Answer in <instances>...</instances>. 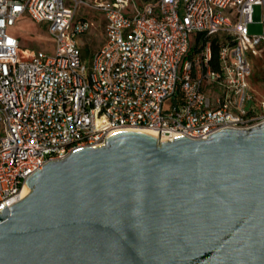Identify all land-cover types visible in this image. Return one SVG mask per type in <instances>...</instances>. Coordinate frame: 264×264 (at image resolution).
I'll return each mask as SVG.
<instances>
[{
	"label": "built area",
	"instance_id": "1",
	"mask_svg": "<svg viewBox=\"0 0 264 264\" xmlns=\"http://www.w3.org/2000/svg\"><path fill=\"white\" fill-rule=\"evenodd\" d=\"M255 5L264 24V0H0V212L38 169L114 132L205 139L264 123L250 83L251 56L264 51V32H250ZM81 6L104 13L106 38L90 60L78 36L95 19L78 16ZM25 13L47 25L53 54L10 33Z\"/></svg>",
	"mask_w": 264,
	"mask_h": 264
},
{
	"label": "water",
	"instance_id": "2",
	"mask_svg": "<svg viewBox=\"0 0 264 264\" xmlns=\"http://www.w3.org/2000/svg\"><path fill=\"white\" fill-rule=\"evenodd\" d=\"M0 212V264H264V123L73 150Z\"/></svg>",
	"mask_w": 264,
	"mask_h": 264
},
{
	"label": "rangeland",
	"instance_id": "3",
	"mask_svg": "<svg viewBox=\"0 0 264 264\" xmlns=\"http://www.w3.org/2000/svg\"><path fill=\"white\" fill-rule=\"evenodd\" d=\"M145 1L147 0H138V4L142 5ZM77 14L78 16L95 19L98 22V24H94L88 33L78 36L79 43L82 47L86 48L84 52L87 59L90 60L93 55L91 51L98 48L106 38L104 13L96 9L81 6ZM253 19L254 22L250 25V32L252 34L263 33L264 24L262 23L263 11L261 5H255ZM10 33L20 37L23 47L44 50L50 54L55 52L56 42L48 32L47 25L34 21L26 13L18 21L17 25L10 29ZM191 41L192 46L196 45L197 33L192 34ZM251 61L253 64V71L250 77L251 88L255 94V98L261 101V97L264 95V86L261 85V79L264 78V54L261 56H251ZM173 102V100L167 101L166 106L169 107Z\"/></svg>",
	"mask_w": 264,
	"mask_h": 264
},
{
	"label": "trees",
	"instance_id": "4",
	"mask_svg": "<svg viewBox=\"0 0 264 264\" xmlns=\"http://www.w3.org/2000/svg\"><path fill=\"white\" fill-rule=\"evenodd\" d=\"M222 38L217 36L212 41V52H213V65L218 67V53Z\"/></svg>",
	"mask_w": 264,
	"mask_h": 264
},
{
	"label": "crops",
	"instance_id": "5",
	"mask_svg": "<svg viewBox=\"0 0 264 264\" xmlns=\"http://www.w3.org/2000/svg\"><path fill=\"white\" fill-rule=\"evenodd\" d=\"M21 18H22V17H21ZM21 18H19V20H20ZM19 20H18V21H19ZM104 22H105V20H104ZM95 24H98L97 20H95ZM104 25H105V24H104ZM19 38H20V37H19ZM79 45H80V43H79ZM100 46H101V45H100ZM100 46H99V47H100ZM80 47H81V49H82V52H83V56H84V58L87 59V57H86V53L84 52L86 48H85V47H82L81 45H80ZM99 47H98V48H99ZM26 48H27V47H26ZM98 48H96L95 50H97ZM95 50L91 51L92 54L94 53ZM263 54H264V51H263L262 55H263ZM261 85L264 86V78L261 79ZM263 97H264V95H263L261 98H263Z\"/></svg>",
	"mask_w": 264,
	"mask_h": 264
},
{
	"label": "bare ground",
	"instance_id": "6",
	"mask_svg": "<svg viewBox=\"0 0 264 264\" xmlns=\"http://www.w3.org/2000/svg\"><path fill=\"white\" fill-rule=\"evenodd\" d=\"M142 130L145 131V132H149V133H151V134H154V135L157 134L155 131H152V130H150V129H142ZM29 192H30V189L26 186V187L24 188V190H23L22 196H23V197L27 196Z\"/></svg>",
	"mask_w": 264,
	"mask_h": 264
}]
</instances>
